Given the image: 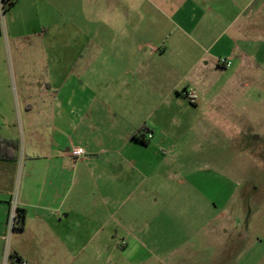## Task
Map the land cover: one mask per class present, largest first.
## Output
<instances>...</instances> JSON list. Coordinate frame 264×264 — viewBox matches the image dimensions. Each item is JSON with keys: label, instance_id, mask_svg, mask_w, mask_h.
<instances>
[{"label": "crops", "instance_id": "0c3cea01", "mask_svg": "<svg viewBox=\"0 0 264 264\" xmlns=\"http://www.w3.org/2000/svg\"><path fill=\"white\" fill-rule=\"evenodd\" d=\"M58 1L66 19L68 0ZM72 4L74 41L66 28L52 34L39 46V62L25 65L17 31L1 28L0 138L20 147L17 162H0V245L16 194L21 238L62 244L76 256L84 243H107L113 252L117 216L130 204L157 212L155 222L178 211V195L196 196L189 187L172 191L174 174L157 171L168 162L159 155L126 150L162 149L171 139L165 123L174 125L183 109L198 113L195 127L204 132L243 130L248 123L227 105L239 68L250 66L264 36V0H91L86 11L84 0ZM9 40L13 78L4 57ZM143 128L144 144L134 138ZM75 147L85 156L74 157ZM224 213L237 215L238 200L208 216L219 237L229 228ZM13 254L29 264L19 248Z\"/></svg>", "mask_w": 264, "mask_h": 264}, {"label": "rangeland", "instance_id": "374dc122", "mask_svg": "<svg viewBox=\"0 0 264 264\" xmlns=\"http://www.w3.org/2000/svg\"><path fill=\"white\" fill-rule=\"evenodd\" d=\"M90 2L84 0L85 11ZM72 3L74 0H68L69 14L64 19L58 0H17L6 11L0 1V26L2 31H17L16 42L25 65L39 62V46L61 29H67L69 45L74 41ZM258 37L259 48L250 66L239 68V88L233 92L231 105H227L228 109H238L248 123L243 130L204 132L195 127L198 113H186L183 109L175 117L174 125L165 123L171 139L162 149L144 150V146H138L134 151L126 150V154L131 151L132 155L146 151L149 158L159 155L168 162L160 164L157 171L174 174L172 191L189 187L196 196L178 195V211H165L155 222L150 220L157 212L140 211L134 203L130 204L126 212L117 216L120 222L113 252L112 245L107 243H84L82 251L72 256L62 244H29L21 238L20 231L9 228L0 245V264H10L16 248L29 264H264V36ZM1 53L0 40V59ZM4 57L13 78L16 59L11 54L10 40L4 43ZM209 106V102H204L203 107ZM19 141L22 144L23 138ZM151 168L149 165L147 171ZM162 182L167 187L168 183ZM237 200L239 213L222 215L224 219L229 216V228L219 237L212 229L216 222L207 224L206 220L208 216H218Z\"/></svg>", "mask_w": 264, "mask_h": 264}, {"label": "trees", "instance_id": "16d2710c", "mask_svg": "<svg viewBox=\"0 0 264 264\" xmlns=\"http://www.w3.org/2000/svg\"><path fill=\"white\" fill-rule=\"evenodd\" d=\"M2 4V8L6 11V9L13 7L17 0H0ZM0 33H1V27H0ZM146 132V129L143 128L139 131V135L134 136L135 140L138 142L144 144L143 141V134ZM19 142L17 141H7L0 138V162H17V157L15 156V153L19 150ZM24 228V220L23 216L20 214V211H18L17 220L14 226V230L22 231ZM10 264H14L13 260L16 259L19 264H21L23 261L19 257L11 256L10 257Z\"/></svg>", "mask_w": 264, "mask_h": 264}, {"label": "built area", "instance_id": "2783aa9c", "mask_svg": "<svg viewBox=\"0 0 264 264\" xmlns=\"http://www.w3.org/2000/svg\"><path fill=\"white\" fill-rule=\"evenodd\" d=\"M219 65L223 67H231L232 63L230 61H227L226 59H221L219 61ZM149 138H151V135H149ZM71 154L74 157H83L85 156V152L81 148H72L71 149ZM18 200H17V195L14 194L12 197L10 203H9V213H8V224L9 228L12 230L15 226L17 216H18ZM10 263V262H9ZM14 264H19V262L14 259L13 260ZM21 264H26L24 261Z\"/></svg>", "mask_w": 264, "mask_h": 264}]
</instances>
